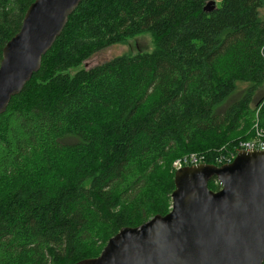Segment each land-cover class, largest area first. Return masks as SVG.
I'll use <instances>...</instances> for the list:
<instances>
[{
  "label": "trees",
  "instance_id": "16d2710c",
  "mask_svg": "<svg viewBox=\"0 0 264 264\" xmlns=\"http://www.w3.org/2000/svg\"><path fill=\"white\" fill-rule=\"evenodd\" d=\"M34 1L0 0V62ZM209 1L82 0L68 17L0 115V264L97 257L120 229L170 211L175 160L221 166L252 124L264 130V0L206 13ZM143 33L151 52L68 74Z\"/></svg>",
  "mask_w": 264,
  "mask_h": 264
},
{
  "label": "water",
  "instance_id": "95a60500",
  "mask_svg": "<svg viewBox=\"0 0 264 264\" xmlns=\"http://www.w3.org/2000/svg\"><path fill=\"white\" fill-rule=\"evenodd\" d=\"M82 0H35L0 62V115L39 71ZM216 8L214 0L203 8ZM215 178L218 191L208 188ZM170 211L124 227L95 258L74 264H263L264 152L239 151L221 166L175 171Z\"/></svg>",
  "mask_w": 264,
  "mask_h": 264
},
{
  "label": "rangeland",
  "instance_id": "374dc122",
  "mask_svg": "<svg viewBox=\"0 0 264 264\" xmlns=\"http://www.w3.org/2000/svg\"><path fill=\"white\" fill-rule=\"evenodd\" d=\"M221 0H215L216 4L219 5ZM259 16L262 20H264V7H262L259 10ZM154 49L153 40L151 38V35L149 33H143L141 35H138L130 40L124 45H113L110 47H107L97 53H95L90 59L83 62L81 65L75 68H71L68 70L69 75L75 74L79 70H88L90 68H93L97 65L103 64L105 62L110 61L111 59L121 56V55H133L136 53L141 52H151ZM240 89L243 88V86H239ZM259 96L257 95L255 99L257 100ZM229 102L226 103L225 106H227ZM254 126L255 123L252 124V131L254 132ZM73 142V139H64L62 143L64 144H70Z\"/></svg>",
  "mask_w": 264,
  "mask_h": 264
},
{
  "label": "built area",
  "instance_id": "2783aa9c",
  "mask_svg": "<svg viewBox=\"0 0 264 264\" xmlns=\"http://www.w3.org/2000/svg\"><path fill=\"white\" fill-rule=\"evenodd\" d=\"M253 133L254 135L252 136L250 140L241 141L239 143L236 152H226V153L219 154L216 159L217 163L219 165L231 163L239 151L264 152V130L260 129L257 123H255ZM203 160H204L203 156L193 153V154H189V155L183 156L182 158L175 160L172 164V167L176 171L184 167L197 166L199 164H204Z\"/></svg>",
  "mask_w": 264,
  "mask_h": 264
}]
</instances>
